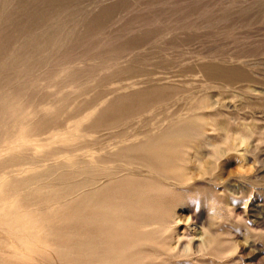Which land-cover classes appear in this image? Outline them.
<instances>
[{"label":"rangeland","instance_id":"rangeland-1","mask_svg":"<svg viewBox=\"0 0 264 264\" xmlns=\"http://www.w3.org/2000/svg\"><path fill=\"white\" fill-rule=\"evenodd\" d=\"M210 64L250 77L212 78ZM151 85L173 112L210 95L228 119L211 147L194 142L200 157L187 149L184 179L136 150L157 101L93 127L119 92ZM262 98L264 0H0V264H264V131L216 160L237 136L230 112L259 118Z\"/></svg>","mask_w":264,"mask_h":264},{"label":"bare ground","instance_id":"bare-ground-1","mask_svg":"<svg viewBox=\"0 0 264 264\" xmlns=\"http://www.w3.org/2000/svg\"><path fill=\"white\" fill-rule=\"evenodd\" d=\"M131 69H132V67H128L127 68V70H129V71ZM119 70L117 69V72L118 73L115 70V73H117V75H119L120 72L122 73V71H125V70H122V71L119 72ZM189 71H190V69H189ZM205 71H206L207 75L210 76V77H212V78L222 79V80H226V81H234V80H237V79H240V78H244V79L246 78V79H248L250 77L249 74L247 72H245V71H239V70L234 69V68H231V67H222V66H218L217 64L216 65H214V64L207 65L205 67ZM143 72H144V70H143ZM130 76H132V75H130ZM154 77H157V76L155 75ZM149 78H151V77H149ZM169 80H171V79H169ZM113 81L114 80L112 79V82ZM116 81H114V82H116ZM177 82L178 81H176V83ZM102 83H104V82H101L100 84H102ZM116 83H118V82H116ZM173 83H174V81H173ZM182 83H184V82H182ZM185 83H186V81H185ZM100 84H99V88H98V90H99L98 93L99 94L102 92V89H103L101 87L102 85H100ZM114 84L115 83H113V85ZM119 85H120V83H119ZM119 85H117V86H119ZM123 85H124V83H123ZM157 85H158V83H157ZM157 85L156 86L155 85L154 86L151 85L152 87L151 86L150 87L148 86V88H146V89L138 90V91L131 92V93L128 92L129 94H127V96H125V95L122 96L121 92H119L120 94H119V96H117L118 99L117 100H114V101H109L106 104V106L103 108L102 112L100 113L99 119H97V121L95 122V124L93 125V127L94 128L95 127L96 128L97 127H104V128L110 127V128H115V127L118 126V124L120 123V121H122L125 118V116L127 117V116H130V115H133L138 110L139 111H141V110L144 111V109H147L148 108V106L150 105V103H152L154 101H157L158 103H160L162 105V106L160 105L161 107L159 109L160 116H157V117L152 118L153 121H155V122L152 121L153 126L148 127L149 128L148 130L145 129V130H147V133L145 135H143L145 137L149 136L148 139L146 140L147 142H145V144L143 146H141L139 148H136V150L139 149V150L145 152L146 154L153 155V156L159 155L163 159V164L161 165L160 169H162L165 173H168L169 175L175 174V175H178V178L179 179H184L185 176H186V174H184V172H183L184 169H183V167L181 165V161H184V162H185V160L187 161V156H189V152H188L187 149H190L191 147L192 148L195 147L194 149H195V151H197L196 152V156H199L200 157V155L202 154V149H201L202 148V145H199L201 143H199L198 145H195L194 142L197 141V139L199 137H201V138H207L208 139V143L207 144L205 143V144L206 145H209L208 147H211L210 145L212 144L211 143L212 141L209 142L210 137H209V134H207V131L209 129L214 130V131L215 130L217 131L218 128L223 130V128L227 124V123H225L224 120H228V119H227V117L226 118L224 117L225 119L222 121V119L220 120L218 118L220 116L223 117L224 116V113H222V111L217 108L218 101L214 100L210 95H205L204 97H202L199 100H195V98H193V97H189L188 99L185 98L184 101L187 104L186 110H184L183 112H173V111L169 110V107H170V105H169V94L166 92V88L168 86H171L172 83L170 85H168V86L167 85H164L163 86L164 88H165V86H167L165 89L163 87L157 86ZM94 86H97V85H94ZM105 86H104V88H105ZM115 87H116V85H115ZM117 88L119 89V87H117ZM111 89H114V88H111ZM111 89H109V90L111 91ZM120 89H121V87H120ZM104 90H105L104 92L106 93V89H104ZM107 91H108V88H107ZM113 91H115V89ZM105 93H104V95H105ZM122 93H123V91H122ZM101 96H100V100H101ZM121 96L123 98H120ZM98 99H99L98 96H97V98H96V96L89 97V99H88V101H87L86 104H88V105L91 104V106H93L94 104L97 103V100ZM262 99H264V98H262ZM104 101H105V99H104ZM225 106H229L230 107L231 105L227 104ZM86 107H88V106H86ZM114 112L116 114H114ZM230 114H231V119L233 121H235V123L237 125V132L235 130L237 136L235 137V139L232 142V144H230L227 148H225L223 150H217L216 160L222 158L224 155H226L227 153H229L231 151L237 150L238 149L237 147H239V145H242L243 143L244 144L245 143H248V145H251V146L255 147L256 145L253 143V137L255 135L256 130H259L261 133H263V131H264V115H262V116H260L258 118V116H255L256 114H254V115L251 116V119H250L249 122H246V121L239 122L240 120H239V118H238V116L236 115L235 112H230ZM147 115H146V117H148ZM83 117H81V120H82ZM146 117H142L141 118V121L142 122H146L148 120V118H146ZM231 119L229 121H231ZM79 120L80 119H78L76 122L78 123ZM188 123L191 124L190 127H186L185 126ZM144 124H143V127L141 126L142 128H144V126L146 125V124L145 125ZM152 124H148V122H147V126L148 125H152ZM78 125L79 124H77V127L80 126V125L79 126ZM134 127H136V126H134ZM224 130H225V128H224ZM242 130H244L245 133H242L241 132ZM128 131H130V129ZM141 132H142V130H141ZM143 132H145V131H143ZM121 133H122L121 131H120V133H117L116 132V136H118V137H116V140L117 141H120V140L124 139V137L126 136L125 133H124L125 136H123V133L122 134ZM137 134L132 136L133 138L135 137L134 138L135 139L134 141H136V139L138 138ZM96 135H94V136H96ZM211 137L214 138V136H211ZM125 138L127 139V137H125ZM207 139H206V142H207ZM217 139L218 138H216V140ZM260 139H261V137H260ZM128 141L121 143V145H119V146H116L115 145L114 148H119L121 150H124V149H126V150H133V149H135V147H134L135 146V143L128 142ZM155 141H157L160 144L158 147L152 146V144H153L152 142H155ZM214 141H215V139H214ZM197 142H199V141H197ZM220 142H217V143H220ZM138 144L139 143H137V146H138ZM213 145H215V144H213ZM251 150H253V149H251ZM245 151H246V154L248 155L249 152H250V149H247ZM192 156H194V155H192ZM199 157H198V160H199ZM201 158H200V160H201ZM216 165H217V163H216ZM178 234H179V236L181 235V237H179V241H180V239H187L191 235L189 228H183V230L180 233H178ZM175 238H176V236H175ZM192 240L193 239L190 238V241H192Z\"/></svg>","mask_w":264,"mask_h":264}]
</instances>
